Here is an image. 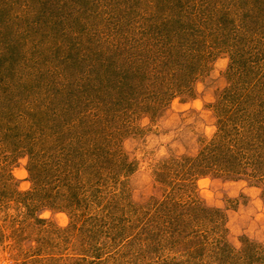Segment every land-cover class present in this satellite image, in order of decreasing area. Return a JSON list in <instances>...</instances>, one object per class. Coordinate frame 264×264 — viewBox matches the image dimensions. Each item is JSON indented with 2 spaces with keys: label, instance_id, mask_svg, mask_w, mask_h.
I'll return each instance as SVG.
<instances>
[{
  "label": "rangeland",
  "instance_id": "1",
  "mask_svg": "<svg viewBox=\"0 0 264 264\" xmlns=\"http://www.w3.org/2000/svg\"><path fill=\"white\" fill-rule=\"evenodd\" d=\"M253 122L264 0H0V264H264Z\"/></svg>",
  "mask_w": 264,
  "mask_h": 264
},
{
  "label": "trees",
  "instance_id": "2",
  "mask_svg": "<svg viewBox=\"0 0 264 264\" xmlns=\"http://www.w3.org/2000/svg\"><path fill=\"white\" fill-rule=\"evenodd\" d=\"M256 123L257 122H253V124L250 125L251 131L253 129H255V131L253 132L254 135L252 136V138L245 136V134H246V131H245V134H243V135L238 134L237 140L231 141L232 145H234V146H232V148L235 149L234 154H232L233 156L236 155L235 152L240 154V158H241V155H246V153L244 152V148H243V147H245V145L249 144L251 146V145H255V143H256V148H258V147L261 148L260 147L261 144L264 145V139H263L264 135H262V133H261L263 126H261V123H259V124H256ZM230 150L231 149L229 148V152H230ZM227 154L228 153H226V155ZM254 158H255V161H253V160L247 161L246 165H250V166L252 165L253 171H252L251 176H252V178L257 177L256 181L260 183V182H262L260 175L264 174V167H262L264 165L262 164L263 162H261V163L258 162L257 157H254ZM251 162H253V163H251Z\"/></svg>",
  "mask_w": 264,
  "mask_h": 264
}]
</instances>
